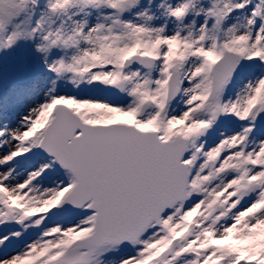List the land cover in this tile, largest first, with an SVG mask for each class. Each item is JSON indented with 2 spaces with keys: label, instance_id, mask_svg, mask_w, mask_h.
<instances>
[{
  "label": "snow or ice",
  "instance_id": "obj_1",
  "mask_svg": "<svg viewBox=\"0 0 264 264\" xmlns=\"http://www.w3.org/2000/svg\"><path fill=\"white\" fill-rule=\"evenodd\" d=\"M0 264H264V0H0Z\"/></svg>",
  "mask_w": 264,
  "mask_h": 264
}]
</instances>
